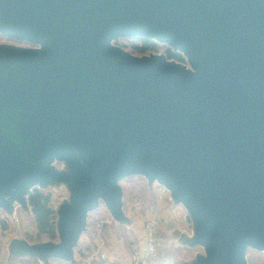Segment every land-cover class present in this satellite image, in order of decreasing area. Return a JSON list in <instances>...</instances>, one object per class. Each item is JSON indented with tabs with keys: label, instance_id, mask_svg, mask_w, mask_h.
I'll return each mask as SVG.
<instances>
[{
	"label": "water",
	"instance_id": "95a60500",
	"mask_svg": "<svg viewBox=\"0 0 264 264\" xmlns=\"http://www.w3.org/2000/svg\"><path fill=\"white\" fill-rule=\"evenodd\" d=\"M129 34L190 69L111 44ZM0 36L25 44H0V208L57 178L52 157L75 167L63 245L30 258L75 264L89 213L119 220L132 175L186 207L195 264L264 252V0H0Z\"/></svg>",
	"mask_w": 264,
	"mask_h": 264
},
{
	"label": "crops",
	"instance_id": "0c3cea01",
	"mask_svg": "<svg viewBox=\"0 0 264 264\" xmlns=\"http://www.w3.org/2000/svg\"><path fill=\"white\" fill-rule=\"evenodd\" d=\"M56 167L59 169L57 174L59 181L56 183L71 185L75 167L73 165ZM121 182L123 181H120L119 187L123 196ZM20 207V211H0V264H14L19 258H30L36 252L46 251L52 243L44 240L35 241L37 229L33 215L27 204ZM56 212L58 211H53L54 217L57 215ZM109 216L104 206L88 215L86 228L79 235L71 252V259L75 264H78L82 246L97 245L94 238L97 221L108 219ZM25 219L30 221L28 225L30 230L24 224ZM148 220H155L158 223L154 264H195L194 252L201 246L193 219L186 207L164 188L154 190L153 201L146 207L139 221L133 225L126 223L115 225L116 220L111 219V223L103 231L105 236L103 250L107 257L103 264H125L134 251H143L145 238L142 225Z\"/></svg>",
	"mask_w": 264,
	"mask_h": 264
},
{
	"label": "rangeland",
	"instance_id": "374dc122",
	"mask_svg": "<svg viewBox=\"0 0 264 264\" xmlns=\"http://www.w3.org/2000/svg\"><path fill=\"white\" fill-rule=\"evenodd\" d=\"M1 37V36H0ZM141 41H146L151 44V50L142 53L140 51H134L132 46H141ZM0 44H8V45H16V46H24L25 44H18L13 41H9L7 39H0ZM111 44L113 46L121 48L123 51L126 53L134 56V57H143V56H151V55H158L164 57L166 60L182 65L186 67L187 69H190V65L188 63L187 57L179 51L172 50L165 44L160 43L154 38L148 37V36H143L139 34H129L127 36L121 37L116 39L115 41H112ZM168 53H171L173 55H178L183 59V62H179L176 59H168ZM76 157L78 158V155L75 152ZM80 158V157H79ZM66 161L64 158H59V157H52L49 162H48V167H55L59 171L58 167L56 166H63L66 165ZM51 179V178H50ZM58 178H53L49 182L46 181L45 184H40V186H35L33 187L32 191L36 190L42 193L43 195H48L50 196V203L49 207L51 208L52 211H58L56 212L57 215L54 217V222H56V228L60 220L61 216V211L65 210V208L71 206V185H66V184H57ZM121 182V187L123 190V196L121 199V205L119 208V220L115 222V225L118 224H127V225H133V223H136V221H139L140 216L142 213L145 211L146 207L150 205V203L153 201V195H154V190L157 188H163L158 182L156 181H151L147 177L143 175H132L128 178H125ZM53 188V189H52ZM31 191V192H32ZM25 195V194H24ZM30 196V195H29ZM20 196L18 199L19 200H12L10 203V207L3 206L0 208V211H20L22 205L28 206V197ZM25 200V202H24ZM24 203V204H23ZM29 207V206H28ZM103 208L102 202L99 204V208ZM30 210V207H29ZM31 211V210H30ZM95 212V211H94ZM92 212V213H94ZM91 214V213H89ZM89 218V217H88ZM111 219H113L111 216L105 220L107 224L103 227L101 232H98V230L95 227V239L97 242L96 246H82L80 248V257L79 260L77 261L78 264H91L90 257L96 256L97 258L99 256L104 257V261H101L100 259H97V264H103L107 261L106 254L103 250V246L105 244V236L103 235V231L105 227L111 223ZM151 221V220H148ZM146 222V221H145ZM157 222V221H156ZM24 224L27 229L30 230V221L29 220H24ZM158 226V223H157ZM142 231H143V225H142ZM144 234V231H143ZM56 236L57 239L56 241H53L50 244V248L47 247L48 250H53L56 247H59L62 244V241L58 235V230L56 229ZM85 250H90L89 252V257L83 255V251ZM206 257V249L204 247H198L196 251L194 252V263H197V261L200 258H205ZM243 260L244 264H264V252L261 251H256L251 248H245L243 252Z\"/></svg>",
	"mask_w": 264,
	"mask_h": 264
},
{
	"label": "trees",
	"instance_id": "16d2710c",
	"mask_svg": "<svg viewBox=\"0 0 264 264\" xmlns=\"http://www.w3.org/2000/svg\"><path fill=\"white\" fill-rule=\"evenodd\" d=\"M2 39V37H0ZM134 51H140L145 53L151 50V44L146 41H141V46H132ZM168 59H176L179 62H183V59L178 55H173L168 53ZM50 196L43 195L39 191H32L31 195L28 197V206L30 207L31 213L33 215L34 224L37 229L36 242L40 240L53 242L56 239V228L53 224L54 216L53 211L49 207ZM14 264H38L32 258H19ZM48 264H68L63 261L50 259ZM181 264V263H180Z\"/></svg>",
	"mask_w": 264,
	"mask_h": 264
},
{
	"label": "built area",
	"instance_id": "2783aa9c",
	"mask_svg": "<svg viewBox=\"0 0 264 264\" xmlns=\"http://www.w3.org/2000/svg\"><path fill=\"white\" fill-rule=\"evenodd\" d=\"M106 219H101L97 221L96 229L98 232H101L103 227L107 224L105 222ZM143 231H144V250L143 251H134L129 259V261L125 264H154V259L156 257V236L158 233V226L155 220L146 221L143 223ZM90 250L83 251V255L89 257ZM97 259L104 261V257L96 256L90 257L91 264H95ZM99 264V262L97 263Z\"/></svg>",
	"mask_w": 264,
	"mask_h": 264
}]
</instances>
